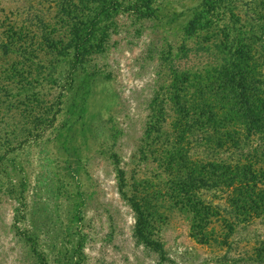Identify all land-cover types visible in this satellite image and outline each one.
Here are the masks:
<instances>
[{"label": "rangeland", "instance_id": "obj_1", "mask_svg": "<svg viewBox=\"0 0 264 264\" xmlns=\"http://www.w3.org/2000/svg\"><path fill=\"white\" fill-rule=\"evenodd\" d=\"M206 2L0 0V264H264L262 217L199 242L163 166L140 153L155 97L171 132L173 71L212 61L218 29L234 34L251 13L250 0H223L232 13L189 34ZM122 176L147 207L148 239ZM204 193L228 209L227 193Z\"/></svg>", "mask_w": 264, "mask_h": 264}, {"label": "trees", "instance_id": "obj_2", "mask_svg": "<svg viewBox=\"0 0 264 264\" xmlns=\"http://www.w3.org/2000/svg\"><path fill=\"white\" fill-rule=\"evenodd\" d=\"M250 1L251 13L236 33L225 25L218 29L220 39L205 50H214L212 61L195 73L173 71L166 103L171 132L164 130L167 106L155 97L140 148L141 154L151 149L163 166L168 199L190 216L192 236L201 243H226L236 223L264 219V0ZM222 4L207 0L187 32L209 34L231 12ZM194 144L204 155H191ZM121 178L122 193L137 214L138 235L148 239L147 207L137 193L125 192ZM204 191L227 193L228 209L206 199ZM214 218L228 232L219 235ZM255 251L261 258L264 250Z\"/></svg>", "mask_w": 264, "mask_h": 264}]
</instances>
